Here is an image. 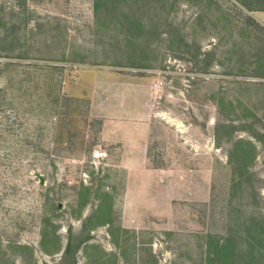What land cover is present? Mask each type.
Wrapping results in <instances>:
<instances>
[{
    "label": "rangeland",
    "instance_id": "obj_1",
    "mask_svg": "<svg viewBox=\"0 0 264 264\" xmlns=\"http://www.w3.org/2000/svg\"><path fill=\"white\" fill-rule=\"evenodd\" d=\"M244 2L0 0V264H264Z\"/></svg>",
    "mask_w": 264,
    "mask_h": 264
},
{
    "label": "trees",
    "instance_id": "obj_2",
    "mask_svg": "<svg viewBox=\"0 0 264 264\" xmlns=\"http://www.w3.org/2000/svg\"><path fill=\"white\" fill-rule=\"evenodd\" d=\"M239 2L246 6L249 10H255L257 8L255 7H252L250 5H247L246 2H244V0H239ZM98 3V0H96V5ZM69 234H68V239H67V243L65 245V248H64V254H63V259H62V262L61 264H65V261L69 258L70 259V263H67V264H76V261H75V253L77 251V249L79 248V246L86 241L87 237H83L81 239H79L76 243H73V237H72V229L69 228ZM226 247V245H223L222 246H219L218 248V251L220 252H223L224 251V248ZM240 255H235L234 257L237 258L239 257Z\"/></svg>",
    "mask_w": 264,
    "mask_h": 264
},
{
    "label": "crops",
    "instance_id": "obj_3",
    "mask_svg": "<svg viewBox=\"0 0 264 264\" xmlns=\"http://www.w3.org/2000/svg\"><path fill=\"white\" fill-rule=\"evenodd\" d=\"M264 20V19H263Z\"/></svg>",
    "mask_w": 264,
    "mask_h": 264
}]
</instances>
